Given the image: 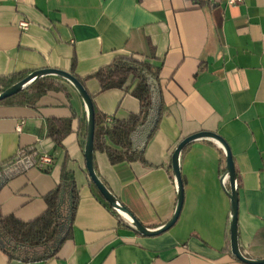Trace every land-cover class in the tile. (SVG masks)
<instances>
[{
	"label": "crops",
	"instance_id": "crops-1",
	"mask_svg": "<svg viewBox=\"0 0 264 264\" xmlns=\"http://www.w3.org/2000/svg\"><path fill=\"white\" fill-rule=\"evenodd\" d=\"M118 54L163 64L165 109L146 145L148 165H112L96 151L100 180L145 227L157 229L177 206L176 148L192 134L214 132L234 159L240 248L248 258L264 259V0H0V76L44 68L69 72L74 59L76 73L87 76ZM61 83L68 94L49 92L37 108L0 104V171L23 150L53 159L48 172L31 166L0 187V211L22 221L42 214L67 156L80 192L71 236L46 263L9 260L0 248V264H246L231 252L222 147L213 140L186 147L179 220L167 232L142 236L94 194L82 147L86 104L72 84ZM86 87L108 118L124 120L140 111L130 91L99 93L96 80ZM54 118H73L66 150L48 137Z\"/></svg>",
	"mask_w": 264,
	"mask_h": 264
},
{
	"label": "trees",
	"instance_id": "trees-1",
	"mask_svg": "<svg viewBox=\"0 0 264 264\" xmlns=\"http://www.w3.org/2000/svg\"><path fill=\"white\" fill-rule=\"evenodd\" d=\"M162 69L163 64L159 65L140 55L118 54L110 64L102 66L87 76H79L76 73V59H74L69 72L86 89L88 81L96 80L99 84V93L111 89H125L130 91L140 102V111L130 114L124 120H119L115 116L108 118L95 108V152L105 153L112 165L135 162L148 165L145 158L146 145L158 129L165 109L161 86ZM30 73L31 71H24L0 76V93L11 88ZM62 81V78L56 76L38 78L29 83L21 92L0 101V104L11 103L37 108L41 98L49 92L61 91L68 94L61 83ZM88 93L92 99L95 97L89 91ZM72 124L73 118L49 119L48 137L56 148L66 150L64 141L73 132ZM84 131L83 149L87 138V123H85ZM40 156L37 150H23L17 158L4 163L0 171V187L11 178L27 170L21 166L23 160L28 159L31 166L38 167ZM67 163L68 157L66 156L60 182L54 190L46 195V209L37 218L31 221H22L12 214L5 216L0 211V239L3 241L0 248L9 260L24 263H46L57 256L64 242L71 236L80 192L75 172L68 167ZM49 169L50 166L43 168L42 171L48 172ZM221 173L222 175L226 174V166ZM90 185L97 198L110 210L119 214L108 204L92 181H90ZM226 192L228 195L231 192L229 185ZM121 224H123L122 221Z\"/></svg>",
	"mask_w": 264,
	"mask_h": 264
},
{
	"label": "water",
	"instance_id": "water-1",
	"mask_svg": "<svg viewBox=\"0 0 264 264\" xmlns=\"http://www.w3.org/2000/svg\"><path fill=\"white\" fill-rule=\"evenodd\" d=\"M45 76H56L60 77L70 84H72L76 90L79 92L81 98L86 104L87 112H88V131L87 138L84 148V156L86 161V170L88 175L96 186L98 191L104 197V199L108 202V204L116 209L118 212L122 213L131 221L134 230L142 236L145 237H153L160 235L164 232L170 230L179 220V217L182 212L183 204H184V184L181 175L180 169V156L182 152L186 149L188 145L197 140H213L220 147L223 148L226 154V175L228 176L229 186L231 188V192L229 194L231 200V221H230V240H231V252L232 254L241 262L246 264H264V259H251L243 254L238 238V209H239V191L237 187V174L235 170L234 159L231 153V150L227 144V142L218 134L214 132H199L196 134H192L186 138H184L178 147L176 148L173 159H172V168L174 175L176 177L177 186H178V195H177V206L173 217L163 226L157 229H150L145 227L133 214L132 212L124 206L116 196L107 188V186L100 180L99 176L95 171L94 166V138H95V107L93 103V99L88 93L87 89L84 85L74 77L70 72L63 71L54 68H44L40 70H36L28 74L23 80L13 85L11 88L5 90L0 93V101H3L7 98L16 95L21 92L23 88H25L32 81L45 77ZM22 167L30 168L31 164L28 159L23 160ZM3 241L0 239V245Z\"/></svg>",
	"mask_w": 264,
	"mask_h": 264
},
{
	"label": "built area",
	"instance_id": "built-area-1",
	"mask_svg": "<svg viewBox=\"0 0 264 264\" xmlns=\"http://www.w3.org/2000/svg\"><path fill=\"white\" fill-rule=\"evenodd\" d=\"M241 2H242V0H228L229 5H236V4H239ZM28 26H29V24L27 22L21 23L22 28L26 29ZM108 121H110V120H108ZM21 129H22L21 126L18 127V131H21ZM52 163H53V159L50 155H47V154L41 155L38 159V168L43 169V168L49 167L52 165ZM222 184L225 188H227V186L229 185L228 176L226 174H224V176L222 178Z\"/></svg>",
	"mask_w": 264,
	"mask_h": 264
}]
</instances>
